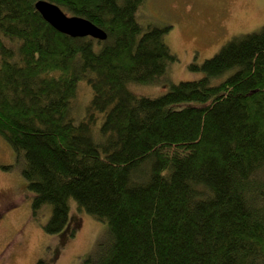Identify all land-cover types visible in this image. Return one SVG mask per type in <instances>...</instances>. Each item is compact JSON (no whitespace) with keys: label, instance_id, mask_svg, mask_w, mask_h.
<instances>
[{"label":"trees","instance_id":"16d2710c","mask_svg":"<svg viewBox=\"0 0 264 264\" xmlns=\"http://www.w3.org/2000/svg\"><path fill=\"white\" fill-rule=\"evenodd\" d=\"M40 1L106 39L56 31ZM147 2L0 0L3 169L18 172L31 217L48 207L58 248L81 212L103 223L77 264H264V26L161 94L177 59L172 27L140 20ZM213 2L220 14L226 0ZM156 85L160 95H142ZM80 87L90 93L73 114Z\"/></svg>","mask_w":264,"mask_h":264},{"label":"rangeland","instance_id":"374dc122","mask_svg":"<svg viewBox=\"0 0 264 264\" xmlns=\"http://www.w3.org/2000/svg\"><path fill=\"white\" fill-rule=\"evenodd\" d=\"M214 0H148L146 7L141 8L142 23L144 19L153 17L154 24H168L172 27L166 40L170 51L177 61L169 65L168 82L162 90L160 85L146 86L144 96H157L168 88L169 84L180 81H192L200 77V73L191 71V63L201 64L211 58L221 46L234 36L258 31L264 26V0H226V4L217 12ZM193 51H197L193 53ZM197 55V56H196ZM136 87L134 91L136 92ZM155 93L153 91H160ZM77 111L81 112L90 91L80 87ZM141 91L140 93H142ZM0 139V192L11 198L7 201L0 197V264H35L43 258L50 259L57 249L53 264H77L81 257L90 252L99 237L103 223L72 207L71 215L81 212L77 231L62 247L58 234H47L43 230L49 218L45 209L37 211L31 217L29 201L21 194L24 183L15 176V169L4 170L12 165V151ZM29 195V192L26 193ZM7 202H6V201ZM79 212H77V211ZM77 217V216H76ZM98 232V233H97Z\"/></svg>","mask_w":264,"mask_h":264},{"label":"water","instance_id":"95a60500","mask_svg":"<svg viewBox=\"0 0 264 264\" xmlns=\"http://www.w3.org/2000/svg\"><path fill=\"white\" fill-rule=\"evenodd\" d=\"M35 9L46 23L64 35L73 38L89 37L98 41L106 39V34L102 29L85 19L67 16L53 4L40 1L35 4Z\"/></svg>","mask_w":264,"mask_h":264},{"label":"clouds","instance_id":"9594fccd","mask_svg":"<svg viewBox=\"0 0 264 264\" xmlns=\"http://www.w3.org/2000/svg\"><path fill=\"white\" fill-rule=\"evenodd\" d=\"M208 59H210V58H208ZM208 59H207V60H208Z\"/></svg>","mask_w":264,"mask_h":264}]
</instances>
